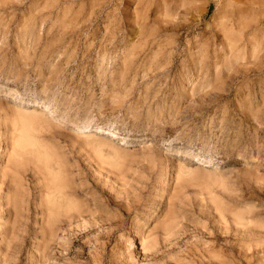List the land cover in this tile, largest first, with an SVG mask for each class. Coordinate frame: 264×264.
<instances>
[{
  "label": "rangeland",
  "instance_id": "obj_1",
  "mask_svg": "<svg viewBox=\"0 0 264 264\" xmlns=\"http://www.w3.org/2000/svg\"><path fill=\"white\" fill-rule=\"evenodd\" d=\"M0 264H264V0H0Z\"/></svg>",
  "mask_w": 264,
  "mask_h": 264
},
{
  "label": "bare ground",
  "instance_id": "obj_2",
  "mask_svg": "<svg viewBox=\"0 0 264 264\" xmlns=\"http://www.w3.org/2000/svg\"><path fill=\"white\" fill-rule=\"evenodd\" d=\"M238 20V19H237ZM246 22V21H245ZM235 23V22H234ZM243 25V24H242ZM226 27V26H225ZM228 27V26H227ZM234 27V26H233ZM231 42V41H230ZM229 44V43H228ZM201 58V57H200ZM200 61V60H199ZM18 112L20 111V110H17ZM25 112V111H24ZM20 113V115H21V112H19ZM27 113V112H26ZM43 114H45L42 110H39L38 111V114H36V115H38V116H43ZM23 115V114H22ZM19 116V115H18ZM23 117V116H22ZM29 118H30V116H28ZM37 117V116H36ZM34 118H35V116H34ZM45 118V117H44ZM25 121H27V119H25L24 118V121L23 122H25ZM30 123V122H29ZM26 124V123H25ZM27 124H26V128H27ZM28 127H31V125H29ZM87 127H89V125L88 124H86V123H81V124H78V125H75V128H77V129H85V128H87ZM22 128H23V126H22ZM90 128V127H89ZM21 129V128H20ZM102 129V128H101ZM19 130V129H18ZM23 130H26V129H24L23 128ZM33 130V129H32ZM100 131V130H99ZM17 132V131H16ZM22 131H20V133H21ZM28 132V131H27ZM93 132V131H92ZM102 132V131H101ZM109 132V131H108ZM24 133V132H23ZM104 133V132H103ZM112 133V132H111ZM22 135V134H21ZM31 136V135H30ZM93 136V135H92ZM25 137H27V138H30L28 135H26ZM24 137V138H25ZM20 138H21V136H20ZM17 139V138H16ZM22 139H23V136H22ZM21 139V140H22ZM34 139V138H33ZM33 139H32V141H33ZM121 140H120V142L122 143V142H124V137H121L120 138ZM20 140V139H19ZM26 140V139H25ZM16 141V140H15ZM14 141V142H15ZM18 142V141H17ZM23 142H26V141H24V139H23ZM31 142V141H30ZM36 142V141H35ZM35 142H34V144H35ZM18 144V143H17ZM23 144V143H22ZM25 144V143H24ZM26 144H28V143H26ZM38 144V143H37ZM12 145V144H11ZM29 145V144H28ZM104 145V144H103ZM15 146V145H14ZM35 147V146H34ZM41 147V149L43 148L42 146H40ZM20 148H21V146H20ZM23 149H25V148H23ZM43 150V149H42ZM21 151V150H20ZM44 152V151H43ZM21 153V152H20ZM24 153V152H23ZM46 153V152H45ZM192 153V152H191ZM12 154V153H11ZM19 154V153H18ZM197 153H194V157L193 158H200V156H197L196 155ZM16 155V154H15ZM45 156H46V154H45ZM43 157V156H42ZM41 157V158H42ZM52 157V156H51ZM50 157V158H51ZM53 158V157H52ZM44 159V158H43ZM202 159V158H201ZM42 160V159H41ZM54 160V159H53ZM205 160V159H204ZM8 161V160H7ZM47 161V160H46ZM47 162H49V161H47ZM55 163V162H54ZM206 163H208L207 161H204L202 164H206ZM13 164V163H12ZM16 165V164H15ZM48 165V164H47ZM56 166H58V165H56ZM12 168V167H11ZM17 168V167H16ZM4 169V168H3ZM12 170V169H11ZM57 170H58V167H57ZM43 171V170H42ZM6 172V171H5ZM14 174V173H13ZM54 174V173H53ZM42 175V174H41ZM56 175V174H55ZM6 176V175H5ZM43 176V175H42ZM59 177V176H58ZM55 178H57L56 176H55ZM19 180V179H18ZM51 182V181H50ZM54 182V181H53ZM64 182V181H63ZM67 184V183H66ZM17 185V184H16ZM63 185H64V183H63ZM17 187H18V185H17ZM52 187V186H51ZM59 188V187H58ZM15 190H16V188H15ZM24 190V189H23ZM16 192H18V191H16ZM61 194V193H60ZM63 194V193H62ZM17 193H14V197H13V200L12 199H8V202H9V204H11V202H14V203H16L17 204ZM20 195V194H19ZM19 195H18V197H19ZM50 195V194H49ZM55 195V194H54ZM61 196V195H60ZM64 197V196H63ZM58 198V197H57ZM19 200V199H18ZM53 200V199H52ZM70 200V199H69ZM55 203H56V201H55ZM54 203V200H53V203H52V201H50V205L52 206V205H54L55 204ZM16 204H15V208H16ZM66 205V204H65ZM81 208V207H80ZM79 209V208H78ZM15 213H17V209H15V210H13ZM13 212V213H14ZM17 215V214H16ZM14 216H15V214H14ZM16 219V218H15ZM15 221V220H14ZM12 223V222H11ZM11 235V234H10ZM8 256V255H7Z\"/></svg>",
  "mask_w": 264,
  "mask_h": 264
}]
</instances>
